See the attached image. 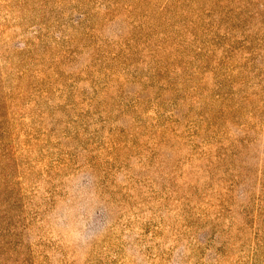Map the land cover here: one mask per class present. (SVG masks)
I'll list each match as a JSON object with an SVG mask.
<instances>
[{"label":"rangeland","instance_id":"rangeland-1","mask_svg":"<svg viewBox=\"0 0 264 264\" xmlns=\"http://www.w3.org/2000/svg\"><path fill=\"white\" fill-rule=\"evenodd\" d=\"M0 264H264V0H0Z\"/></svg>","mask_w":264,"mask_h":264}]
</instances>
